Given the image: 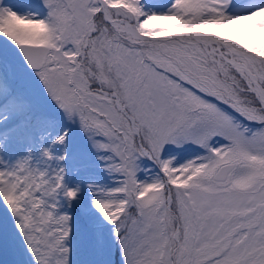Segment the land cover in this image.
Instances as JSON below:
<instances>
[{
  "label": "snow or ice",
  "instance_id": "obj_1",
  "mask_svg": "<svg viewBox=\"0 0 264 264\" xmlns=\"http://www.w3.org/2000/svg\"><path fill=\"white\" fill-rule=\"evenodd\" d=\"M0 264H264V0H0Z\"/></svg>",
  "mask_w": 264,
  "mask_h": 264
},
{
  "label": "rangeland",
  "instance_id": "obj_2",
  "mask_svg": "<svg viewBox=\"0 0 264 264\" xmlns=\"http://www.w3.org/2000/svg\"><path fill=\"white\" fill-rule=\"evenodd\" d=\"M151 3L157 4V5H164L167 4L168 0H150ZM167 26V22L158 21L154 25H151L150 27H165ZM208 31H215V30H208ZM224 31H227V29H224Z\"/></svg>",
  "mask_w": 264,
  "mask_h": 264
},
{
  "label": "bare ground",
  "instance_id": "obj_3",
  "mask_svg": "<svg viewBox=\"0 0 264 264\" xmlns=\"http://www.w3.org/2000/svg\"><path fill=\"white\" fill-rule=\"evenodd\" d=\"M230 30H231V28L227 29V31H230Z\"/></svg>",
  "mask_w": 264,
  "mask_h": 264
}]
</instances>
